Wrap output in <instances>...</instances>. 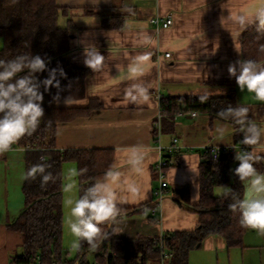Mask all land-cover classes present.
Segmentation results:
<instances>
[{"label": "crops", "instance_id": "1", "mask_svg": "<svg viewBox=\"0 0 264 264\" xmlns=\"http://www.w3.org/2000/svg\"><path fill=\"white\" fill-rule=\"evenodd\" d=\"M57 4L68 11L58 20L61 27L70 28L67 60L89 72L86 99L79 105L88 106L91 100L99 104L89 114L59 125L57 149L113 151V166L119 165L124 181L117 189L119 210L109 221L115 220L117 235L160 237L168 232L194 231L199 215L181 205L200 202V170L206 161L203 148L229 147L223 142L242 145L243 134L230 120L192 112L164 115L159 139L155 124L159 120L160 101L170 96H220L234 82L238 104L247 106L249 117L264 128V103L252 94L241 93L228 73L230 64L244 59L245 32L264 21L256 20L264 0H57ZM241 15L252 22L240 25L237 18ZM168 17L173 19L170 28L160 29L154 23ZM111 18H119L122 25L104 27V21ZM145 37L150 40L145 41ZM88 44L95 45L106 58L100 72L93 73L84 63V48ZM144 52H150L151 57L143 74H131L128 69L133 58ZM141 82L148 88L147 98L133 99L131 86ZM221 125L227 127L223 142L216 131ZM174 137L179 138L182 150L170 163L166 172L168 188L159 201L156 191L161 182L155 172L161 158L158 147L169 146ZM246 147L254 149V156L264 157V136L257 145ZM135 148L143 150V161L134 168L129 159ZM26 157L24 148H12L0 156V264H9L14 253L22 252L24 235L9 230L8 225L25 208ZM67 171L75 176L70 189L75 200L79 197L76 164L65 163V181ZM258 172L264 173V159ZM129 184H135L137 191L129 192ZM65 187L66 184L64 220ZM183 192H187V200ZM215 192L224 195L223 187ZM193 254L199 256L198 264H264V235L249 229L243 249H227L223 237L210 236L201 249L190 253L189 260Z\"/></svg>", "mask_w": 264, "mask_h": 264}, {"label": "trees", "instance_id": "2", "mask_svg": "<svg viewBox=\"0 0 264 264\" xmlns=\"http://www.w3.org/2000/svg\"><path fill=\"white\" fill-rule=\"evenodd\" d=\"M88 13L93 11H87ZM68 11L57 4V0H0V37L3 46L0 59H11L16 55H40L50 61L48 68L62 67L66 78L60 80V89L51 88L44 93L45 116L30 136H24L12 148L27 150V172L34 165L43 164L45 172L52 173L53 179L42 185L41 176L27 178L24 185L25 208L16 221L8 225L9 230L24 235L22 252L10 257L9 264H32L39 256L42 264H189L190 253L202 248L210 236H221L227 249H243L244 236L249 229L239 223V214L228 208L232 199L216 195L218 187H229L237 198H243L244 187L234 175L238 166L235 154L224 155L219 160L205 157L201 167V198L197 205H181L199 215L200 221L194 231H175L164 235V249L172 254L168 259L158 244L160 237L138 236L126 238L115 233L114 223L102 225L103 235L97 239L95 249L81 241L75 257L64 246L63 189L65 185L64 165L75 163L79 181V196L92 183L102 180L105 173L113 168L112 150H71L57 149V132L62 123L80 115H87L92 108L99 107L93 100L88 106L79 103L86 99L88 70L69 64L70 28L61 27L60 15ZM119 18L104 21V27H120ZM264 21L247 30L242 38L244 59L264 62ZM47 73L38 75L40 80ZM226 94L211 97L170 96L161 99L165 116L179 113H207L219 118L218 113L229 105L238 104L233 86ZM43 92V88H41ZM59 103L53 101L57 95ZM68 97L67 102L64 99ZM239 137V135H238ZM242 137V136H241ZM237 146H242L237 144ZM11 148V149H12ZM241 149L237 150V152ZM1 156V152H0ZM261 160L254 162L261 171ZM84 170V171H82ZM182 196L187 200V192ZM180 203V202H179ZM121 212V211H120ZM133 212L132 210L129 213Z\"/></svg>", "mask_w": 264, "mask_h": 264}, {"label": "clouds", "instance_id": "3", "mask_svg": "<svg viewBox=\"0 0 264 264\" xmlns=\"http://www.w3.org/2000/svg\"><path fill=\"white\" fill-rule=\"evenodd\" d=\"M264 18V7L256 13V20ZM237 22L246 25L252 21L246 16H239ZM150 37H145V41ZM264 51V47L261 49ZM84 63L93 73L100 72L105 65V56L93 44L84 48ZM151 53L144 52L133 58L129 65V72L134 75H142L144 66L150 61ZM50 61L40 55H16L11 59H0V152H8L24 136H30L37 129L45 116L43 105L44 93L51 88L60 89V80L66 78L62 67L48 68ZM47 73L43 80L38 78L41 73ZM228 73L241 93L252 94L255 100L264 103V64L251 59H240L228 66ZM133 99L147 98L148 88L143 82L134 83L132 86ZM43 88V92L41 91ZM143 94V96H141ZM68 97L64 99L67 102ZM59 92L53 97V101L59 103ZM222 120H230L239 126L243 134L240 141L242 145H257L264 136V128L259 126L249 117V108L240 104L229 105L218 113ZM218 137L223 138L227 127L221 125L216 129ZM230 146L228 143L223 142ZM129 163L135 168L143 161V150L135 148ZM254 149L236 151L235 161L238 166L233 170L234 175L242 182L245 189L243 198H237L234 191L223 187L224 196L232 199L228 208L239 214V223L242 227L264 235V173L258 172L254 162L264 159L259 155H253ZM84 171V170H82ZM43 164L34 165L26 173L25 178H35L37 173L43 174ZM123 173L119 165L113 166L102 180L92 183L85 189L82 195L75 200L68 201L70 218L67 228L75 239L72 248L79 250L81 241L87 242L95 249L96 241L104 233L102 225L113 220L118 212V191L124 185L121 179ZM53 179L48 172L41 176L42 185ZM129 192L137 191L135 184L127 185Z\"/></svg>", "mask_w": 264, "mask_h": 264}, {"label": "built area", "instance_id": "4", "mask_svg": "<svg viewBox=\"0 0 264 264\" xmlns=\"http://www.w3.org/2000/svg\"><path fill=\"white\" fill-rule=\"evenodd\" d=\"M154 23L160 29H167L173 25V19H172V17H168L166 19H156L154 21ZM166 57L169 58L170 54L167 53ZM163 117H164V111L160 106L159 120L155 124L156 130L158 132L157 136L159 139H160V134H161V130H162V121L161 120L163 119ZM233 147L234 148H232V147H221V146H217V145H207L203 148V155L205 157H209L213 160H219L224 155H227V154L232 155L239 149H241V150H247L248 149V147H246V145H242V146L236 145ZM158 148H159V151L161 153V158H160V161L155 166V172L157 174L159 181L161 182L160 187L156 191V195L160 201L164 197L165 192L168 188L166 172L170 166L171 161L180 155L181 150H182V146L180 144L179 138L174 137L169 146L163 147L162 145H160ZM160 239H161V241H159L158 244L160 245V248L162 249V251L164 253V258L168 259L172 256V254L164 249V245H163L164 235L160 236ZM32 264H42L41 257L39 256ZM91 264H98V263L96 261H93Z\"/></svg>", "mask_w": 264, "mask_h": 264}, {"label": "rangeland", "instance_id": "5", "mask_svg": "<svg viewBox=\"0 0 264 264\" xmlns=\"http://www.w3.org/2000/svg\"><path fill=\"white\" fill-rule=\"evenodd\" d=\"M2 46H3V38L0 37V49L2 48ZM67 173L68 174H67L66 181H65L66 187H65V192H64V195L66 197V201L64 205H67L66 206V219L64 220V246L67 250L70 251L71 256L75 257L77 250H74L72 248V242L75 239V237L72 236V234L67 228V221L70 218V207H71V205L68 204V201L74 200V197H75L73 196L74 193H70V189L72 188V184L74 183L75 176L72 175L73 173L72 171L71 172L67 171ZM195 251H198V250H194L192 251V253ZM196 255H199V254L196 253ZM90 261L93 262V259L90 258ZM199 262H200L199 256H194V254L191 257V260H189V264H198Z\"/></svg>", "mask_w": 264, "mask_h": 264}]
</instances>
